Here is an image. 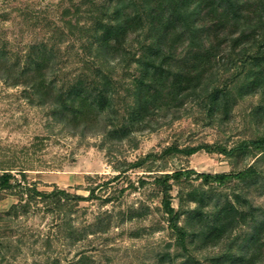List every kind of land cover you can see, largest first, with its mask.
I'll use <instances>...</instances> for the list:
<instances>
[{
  "label": "rangeland",
  "instance_id": "obj_1",
  "mask_svg": "<svg viewBox=\"0 0 264 264\" xmlns=\"http://www.w3.org/2000/svg\"><path fill=\"white\" fill-rule=\"evenodd\" d=\"M79 1L0 0V40L24 55L32 43L52 35L44 19L60 24V15L69 10L72 16ZM63 19L74 20L64 15ZM66 46V42L61 45L62 53ZM113 78L118 80V74ZM224 78L229 81L227 76L221 81ZM129 83L128 78L122 82L124 86ZM120 97H125L123 90ZM258 105V97L237 100L229 122L221 125L193 108L176 121L162 119L160 123L166 124L155 131L136 133L133 142L119 144L102 138V121L83 133L80 128L51 127L45 109L28 105L20 87H9L0 80V174L8 170L13 183L25 182L41 192L56 187L86 198L93 190L86 201L72 204L70 240L63 237V230L58 232L57 215L49 211L53 201L32 202L28 214L20 213L15 223L0 221V235L3 225L11 226V230L6 227L5 235L20 249L5 254L0 264H77L83 258L86 264H182L187 257L190 264H227L224 256L229 251L237 253L252 233L251 219L261 220L264 214V153L251 147L231 155L216 150H199L191 156L162 152L170 146L185 149L201 145L229 150L241 141L254 140L261 133L252 121ZM141 160L140 167L123 170ZM248 167L253 174L228 179L222 185L204 183L195 174L168 182L176 222L186 233L182 251L168 228L161 189L154 179L177 171L227 174ZM19 173H24L25 180ZM19 191L0 193V217L13 205L27 201L24 194L18 197ZM223 207L235 212L229 215L231 220L224 219L233 226L231 232L204 242L202 233H208L215 219L223 218ZM18 240L23 245L17 244ZM258 258L254 264H264V249Z\"/></svg>",
  "mask_w": 264,
  "mask_h": 264
},
{
  "label": "trees",
  "instance_id": "obj_2",
  "mask_svg": "<svg viewBox=\"0 0 264 264\" xmlns=\"http://www.w3.org/2000/svg\"><path fill=\"white\" fill-rule=\"evenodd\" d=\"M63 15L74 20L63 19ZM60 16L58 25L44 19L52 35L32 43L24 55L0 40V80L9 87H20L28 105L45 109L51 127L80 128L83 133L102 121V138L120 144L133 142L136 133L155 131L166 124L160 123L162 119L176 121L193 108L201 110L211 123L226 124L237 100L258 97L259 105L252 112L254 125L261 128L258 138L241 141L229 150L214 145L170 146L162 154L191 156L199 150H216L231 155L248 147L264 153V0H80L72 16L69 10ZM65 42L66 53H62ZM116 74L118 80L113 78ZM223 76L229 81H221ZM127 78L130 83L124 86ZM141 164L143 160L123 170ZM19 174L24 179V173ZM190 174L204 183L222 185L231 178L250 176L253 169L227 174L177 171L154 179L161 189L168 228L182 251L186 233L176 222L167 186L170 180ZM13 180L4 170L0 193L18 188V197L24 194L27 201L13 205L0 221L15 223L20 213L28 214L32 202L53 201L49 211L57 215L58 232L63 230V237L72 239V204L86 201L93 190L81 198L56 187L41 192ZM139 184L145 183L141 180ZM221 212L223 218L215 219L208 233H202L204 242L231 232L233 226L224 219L231 220L233 210L223 207ZM251 225L253 231L238 252L224 256L227 264H254L259 259L264 249V214L261 220L251 219ZM6 227L3 225L0 235V261L11 250L20 251L5 235ZM18 243L23 245L21 240ZM83 259L77 264H86ZM191 261L187 257L182 264Z\"/></svg>",
  "mask_w": 264,
  "mask_h": 264
}]
</instances>
